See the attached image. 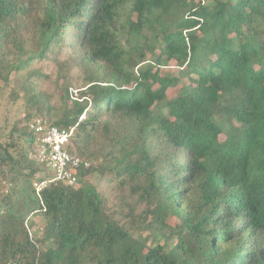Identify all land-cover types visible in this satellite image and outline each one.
<instances>
[{
    "label": "trees",
    "instance_id": "16d2710c",
    "mask_svg": "<svg viewBox=\"0 0 264 264\" xmlns=\"http://www.w3.org/2000/svg\"><path fill=\"white\" fill-rule=\"evenodd\" d=\"M68 34L62 67L83 74L79 97L66 87L52 122L38 116L54 114L50 96L31 85L24 124L0 135V192L12 175L0 264H264V0H0V92ZM170 66L189 82L173 99ZM38 118L75 128L81 185L36 194L27 128ZM95 173L116 183L120 212L83 183ZM22 192L26 210L31 193L39 203L26 218L46 221L43 253L13 213ZM141 227L162 234L155 246L132 236Z\"/></svg>",
    "mask_w": 264,
    "mask_h": 264
},
{
    "label": "rangeland",
    "instance_id": "374dc122",
    "mask_svg": "<svg viewBox=\"0 0 264 264\" xmlns=\"http://www.w3.org/2000/svg\"><path fill=\"white\" fill-rule=\"evenodd\" d=\"M210 1L211 0H209V2ZM70 36L71 34H68L66 42H62L54 47L46 58L32 62L27 69L22 71V75L18 74L11 76L10 82L5 88L3 87L4 89L0 92V135H2V140L4 142L10 140V132L15 126H17L18 122V126L24 124V113L26 111H31V109L27 106V98L25 95L27 87L32 85L37 93L50 96L48 102L53 107L54 114L49 116L47 114V108H45L38 116L50 119L52 122H55L60 115V109L62 108L65 99L62 95H64V89L66 87L69 88V94L71 97H79L78 91L84 86L83 74L75 67H62V64H70V61L73 58L74 52L71 48V43L68 42ZM149 57L150 53L147 55V60L150 59ZM130 59L134 62H138V54L135 53L133 56L128 57L126 62ZM204 60V57L198 58L197 63H202ZM146 64L147 62L141 63L140 66L134 69V71L136 72V70L146 67ZM127 69L133 70L130 65H128ZM162 72L165 76H172L177 79L174 83V87L168 92V98L173 99L177 93L184 89L189 83L187 77L180 78V71L174 66L165 67L162 69ZM158 88L159 85L154 86L155 90ZM72 145V143L69 145V149H71L72 153L76 155L75 148ZM36 166L39 170L37 171L36 177L32 180L33 182H35L39 177L41 178L46 176L47 178H50L43 173L42 167L38 164H36ZM5 179L6 182L2 184V186L5 185V188H3L0 192V196L6 194V191L11 189L10 183L12 182V175H8ZM85 182L94 184L103 198H105L107 202L106 210L108 213L114 214L115 212H120L121 204L117 198L118 190L114 188L116 183L110 186L106 184L104 180L101 181V178L96 173L83 179V183ZM79 185H81V183ZM24 195L26 196V194L22 192L21 198H18V201H16L15 210L13 211V213L17 214L19 218H22V220L27 219L26 217H28L29 210L39 208V203L36 199L37 195L31 193L33 196L31 197L32 202L26 210L25 204L28 202V199H30V196L28 198ZM171 223L174 226H178V222L175 220ZM25 225L34 233L35 241H41L39 244L41 252L43 253L48 250L50 248V244L45 240V237L47 236V229L46 221L43 215L38 213L30 216L26 220ZM161 235L162 234L154 233V230L146 229V227L136 229L132 234V236L137 239H146V244L150 247L156 245L157 241L155 238Z\"/></svg>",
    "mask_w": 264,
    "mask_h": 264
},
{
    "label": "built area",
    "instance_id": "2783aa9c",
    "mask_svg": "<svg viewBox=\"0 0 264 264\" xmlns=\"http://www.w3.org/2000/svg\"><path fill=\"white\" fill-rule=\"evenodd\" d=\"M28 131L34 141L29 160L46 168L54 177H39L33 187L39 195L50 182L61 181L71 187L79 185V173L83 165L89 164L69 151V145L75 136V128L63 130L52 122L38 118L29 123Z\"/></svg>",
    "mask_w": 264,
    "mask_h": 264
}]
</instances>
